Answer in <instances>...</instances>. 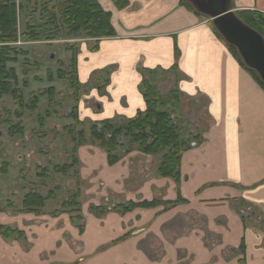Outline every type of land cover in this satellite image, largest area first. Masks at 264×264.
I'll use <instances>...</instances> for the list:
<instances>
[{"label": "crops", "instance_id": "crops-1", "mask_svg": "<svg viewBox=\"0 0 264 264\" xmlns=\"http://www.w3.org/2000/svg\"><path fill=\"white\" fill-rule=\"evenodd\" d=\"M126 1L119 8L114 0H97L110 12L115 35L101 38L95 49L93 39L79 46L77 78L90 87L75 95V119L82 126L133 118L145 110L142 74L157 70L196 106L189 108V122L200 137L181 153L177 180L148 174L133 181L130 161L109 164L100 148L79 145L77 165L67 175L75 176L71 185L83 220L73 223L67 212L44 211L46 204L40 211L1 208L0 224L23 237L0 234V264H264V221L255 217L264 214L263 87L209 20L180 0ZM231 7L264 11V0H231ZM96 72L106 82L101 88L91 84ZM73 105L65 107L64 118L73 119L67 114ZM27 171L20 169L22 180ZM108 194L125 203H159L114 207L103 216L88 211L90 204L100 205L94 199Z\"/></svg>", "mask_w": 264, "mask_h": 264}, {"label": "trees", "instance_id": "trees-1", "mask_svg": "<svg viewBox=\"0 0 264 264\" xmlns=\"http://www.w3.org/2000/svg\"><path fill=\"white\" fill-rule=\"evenodd\" d=\"M114 2L119 8L127 5L126 0H114ZM180 2L186 5L189 10L195 11L197 15L204 17V14L196 11L195 7L188 0H180ZM36 6V0H0V99L3 95L10 94L18 101L19 106L27 107L29 111L36 109L39 97L37 94L30 93L29 98L25 101L22 92L15 86L18 81L16 71L13 66H8L9 63L15 62L19 54L22 53L19 47L14 45L18 41L19 36H22L25 41H51L56 38H66L68 40L78 37L89 40L93 39L94 44L92 49H95L101 38L105 39V37L115 35L114 28L111 26L110 12L103 10L97 0H60L55 7L44 9L46 17L43 18L46 19L40 21L30 18L29 15H23L25 30L20 35V15L26 14L30 9L34 10ZM235 14L240 21L256 30L264 39L263 12L245 9L235 12ZM213 29L215 34L225 42L215 27ZM226 45L238 62L253 75L264 89V83L261 82L262 80L258 73L243 63L235 47L228 43ZM66 48L73 50L68 63L64 64L63 69H58L55 75L48 71L47 81H54V77L67 79L69 81V90H74L80 86L76 77L77 50L74 44L67 45ZM162 79L163 75L158 73L157 70H145L138 86L145 101V110L138 112L133 118L120 119L115 117L92 123L89 125L88 138L98 142L100 147L103 148L109 164H113L120 159V147L131 150L130 148L137 145L140 152L160 157L156 171L158 176L177 180L179 177L178 170L181 153L190 144L197 143L195 139H197L198 135L195 134L193 138L195 141L190 142L187 138L188 134H184L181 131L182 128L184 130V127L178 129L179 127L174 123L175 120L177 121L174 109L175 101H179V92L176 88H169L167 91H163L161 89L164 84ZM101 81L100 84L104 86L103 84L106 82L103 79ZM95 83L98 85L95 86L99 88L100 84ZM160 83L163 84L161 85ZM91 84L93 86L92 81ZM54 93L55 87L51 85L42 91L40 95H46L48 100L51 101ZM76 109V104H74L69 109V113H67L74 120L73 123L65 125V129L71 133L69 136L73 142L69 150L71 152L67 151V159H64L61 164L54 165L51 170L47 167H37L36 176L42 177L45 184L52 181L51 178L54 174L67 175L77 165L76 162H78L75 150L79 145L87 143L88 139L86 138L84 127L74 126L75 124L80 125V121L75 119ZM16 114L18 117L23 115L22 112L18 111ZM171 114L175 117V120L171 118ZM36 117L38 120L43 121L42 115ZM23 128V124L17 122L10 124L9 130H12V132H22ZM5 164L4 166H6ZM43 181L40 184L37 181H31L34 185L37 184L36 186L38 187L32 190H24L20 201L21 210L40 211L45 206L47 200L51 198L53 190H39V186L44 183ZM76 196V194H70L67 202L75 204ZM157 202L152 200L151 202H140L139 205L149 207L156 205ZM133 204L135 205L136 203L127 204L126 207H130ZM0 234L5 237H10L11 234L21 236L22 231L0 224Z\"/></svg>", "mask_w": 264, "mask_h": 264}, {"label": "rangeland", "instance_id": "rangeland-1", "mask_svg": "<svg viewBox=\"0 0 264 264\" xmlns=\"http://www.w3.org/2000/svg\"><path fill=\"white\" fill-rule=\"evenodd\" d=\"M36 1L37 6L34 10L30 9L31 12L29 11L26 14L20 15V35L25 30L23 15H29L30 18H34L37 21L44 20L46 19L43 18L46 17V12L44 9L55 7L60 0ZM230 9H232L234 13L239 10H245L235 9V7H231ZM250 10L257 9L251 8ZM261 12L264 13V11ZM204 17L208 19V22H210L213 26L210 17L205 15ZM85 39L86 38L78 37L76 39L71 38L68 40L66 38H56L51 41H25L23 40L22 36H19L18 41L16 42V44H14L22 51L15 62L8 64V66L14 67L17 74L18 81L15 86L22 92L25 101H27V99L29 98L30 93L37 94L39 97V101L36 109L33 111H29L27 107L25 108L21 105L19 106L18 101L10 94H5L0 99V207L4 210L7 209L10 212L15 213L19 212L21 210V196L24 190H32L38 187L36 186L37 184L34 185V183L31 181H37L38 184L43 181L42 177L36 176L37 165H40L41 167L45 165V167L51 170L54 165L61 164L62 160L66 159V151L71 152L69 150L73 145V142L71 141L69 136V134L71 133L65 129V125L67 124V122L73 121V119L66 117L64 118V110L67 105L71 106L72 104H76L75 101H79L77 100L79 95H77L76 98L75 95L81 93L82 90L85 92L86 90H84V88H89L90 85L88 84L86 86H83L81 84L74 90H69V81L67 79H58L54 77V79H56V91L54 93V96L62 97V101L59 102V100L57 99L56 101H54V98L50 101L48 100V97L46 95H40V92L47 89V85L48 83H50L49 81H47V72L50 71L55 75L58 69H63L62 67L65 66L64 64L68 63L70 56L73 54V50L67 49L66 46L74 44V47L77 50L76 52H79V46ZM52 53L55 55L54 59H50L48 56V54L51 55ZM99 74L100 72H96L94 73V75L93 73L91 74L90 78H92L93 86L97 85L95 82L99 84L102 82V78L98 79L97 75ZM167 79L168 77H163L162 82L164 83V85H162L163 83H160L162 85L161 89L163 91H167V89L169 88V86H167ZM100 87L103 86L100 84L99 88ZM69 92L70 94H68ZM178 97L179 101H175L174 109L176 111L175 114L177 121L175 120V117L172 116V114L171 118L175 120L174 123L179 127L178 129L184 127V130L182 128L181 131L184 134H188L187 138L190 142L198 140V138L200 137V133H197L195 122L193 124L189 122L190 115H193V113L191 112L195 110L194 108H196V106L192 101H190V99L181 97L180 94ZM189 108H191L192 111ZM17 111L22 112L23 115L21 117H18V115L16 114ZM40 115L43 116V121L37 119L36 116ZM199 117L204 122L205 116L203 115L202 111L199 112ZM5 119L8 121H6ZM40 121L44 123L41 124ZM17 122L19 124H23V131H10V124H14ZM53 125H58V132H56V135L54 136L51 135V128ZM89 125L90 123L88 122H85L82 125L84 127L83 129L86 132V138L88 139L87 143L84 144H89V146L91 147H98L106 155V152L102 147H100L98 142H95L88 138L90 128ZM74 126L79 125L75 124ZM195 134H197L198 136L197 139L194 140L193 138L195 137ZM125 149L127 148L123 147L122 149V147H120L119 153L121 157L118 161H122V159H127V161H130V173L133 176V178H131L133 181H139L140 179H142V177H145L148 174L157 176L156 171L160 158L158 157V155L153 156L144 154L139 151L137 145H135L133 148H130L131 150L127 149V151H125ZM41 152L46 153L47 156ZM47 158L50 159L48 160L49 162L46 161ZM4 164L6 166H4ZM147 164H150V169L148 171H146ZM4 167L6 168L5 170ZM20 169H28L27 172H24L23 180L20 176ZM21 173H23V170L21 171ZM28 173H32V178H28L27 180ZM29 179L31 180L30 182H28ZM51 179L52 181L46 184L43 181L44 183L39 186V190H53L50 200H47L46 206L43 208L44 211L50 210L52 213L64 211L70 214V218L73 223H80L81 220H83L82 213L80 214L78 212L80 211V198L76 196L75 204H70L69 202H67L71 197H69V194L78 195V192H74L76 186L73 187V185H71L72 181H75V176H73V173H69L67 176L57 174L54 175V177ZM109 195L110 194L99 199H94L97 202L98 200H100V205L97 206L92 203L88 206V211L96 216H103L106 211L112 210L114 207L122 206L121 208H118V210H124L130 209L131 207L139 204L136 203L135 205L133 204L130 207H126L127 204H130L129 202L125 203L124 199L120 200L119 198L112 199ZM155 201H158V199ZM258 216L261 218L260 220L264 221V214H262L261 212L257 214V216H255L257 220ZM178 225L180 224L177 220L175 226L177 227ZM3 237L6 239H20L23 236L11 234L10 237Z\"/></svg>", "mask_w": 264, "mask_h": 264}, {"label": "water", "instance_id": "water-1", "mask_svg": "<svg viewBox=\"0 0 264 264\" xmlns=\"http://www.w3.org/2000/svg\"><path fill=\"white\" fill-rule=\"evenodd\" d=\"M188 1L196 11L210 17L213 26L219 32L218 34L223 37L226 43L236 48L243 63L256 71L261 82L264 83V39L256 30L240 21L234 11L230 9L231 0ZM53 57L52 53L50 58Z\"/></svg>", "mask_w": 264, "mask_h": 264}, {"label": "flooded vegetation", "instance_id": "flooded-vegetation-1", "mask_svg": "<svg viewBox=\"0 0 264 264\" xmlns=\"http://www.w3.org/2000/svg\"><path fill=\"white\" fill-rule=\"evenodd\" d=\"M66 152H67V151H66ZM38 166H40V165H37V167H38ZM28 178H32V177H30V176L27 175V180H28ZM29 181H30V179H29ZM0 209H1V207H0Z\"/></svg>", "mask_w": 264, "mask_h": 264}]
</instances>
